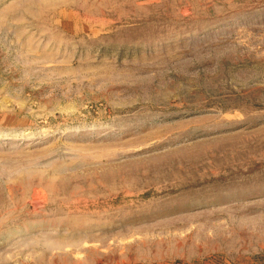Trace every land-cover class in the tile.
Wrapping results in <instances>:
<instances>
[{
  "label": "rangeland",
  "instance_id": "rangeland-1",
  "mask_svg": "<svg viewBox=\"0 0 264 264\" xmlns=\"http://www.w3.org/2000/svg\"><path fill=\"white\" fill-rule=\"evenodd\" d=\"M0 264H264V0H0Z\"/></svg>",
  "mask_w": 264,
  "mask_h": 264
}]
</instances>
